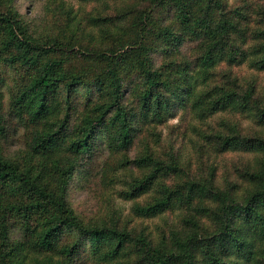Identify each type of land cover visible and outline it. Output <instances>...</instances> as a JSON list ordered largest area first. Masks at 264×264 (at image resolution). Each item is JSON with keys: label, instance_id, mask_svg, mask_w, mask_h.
Wrapping results in <instances>:
<instances>
[{"label": "trees", "instance_id": "trees-1", "mask_svg": "<svg viewBox=\"0 0 264 264\" xmlns=\"http://www.w3.org/2000/svg\"><path fill=\"white\" fill-rule=\"evenodd\" d=\"M15 1L0 264H264V0H52L43 37ZM78 174L97 220L72 202Z\"/></svg>", "mask_w": 264, "mask_h": 264}, {"label": "rangeland", "instance_id": "rangeland-1", "mask_svg": "<svg viewBox=\"0 0 264 264\" xmlns=\"http://www.w3.org/2000/svg\"><path fill=\"white\" fill-rule=\"evenodd\" d=\"M65 1L68 6H72L75 10L82 9L81 4L74 0H59ZM52 0H16L15 6L16 10L19 12L22 21L26 24L31 33H34L38 37H43L48 33L52 32V27L54 30L56 29L54 21L56 20L54 17V8L48 7L49 3ZM84 8L87 12H90L95 9L93 5H84ZM1 79V78H0ZM7 95V94H6ZM8 98H6V104H8ZM181 113L179 112L178 115ZM179 120L174 119L171 120L170 124L175 125L178 124ZM15 145L14 148L17 149V146L20 145V142H13ZM13 148V149H14ZM99 170V169H98ZM97 170V171H98ZM78 179L75 180V184L72 186V195L71 199L76 209L82 214L85 219L88 220H97L102 211L104 210L103 205L100 204L99 197H97L95 192L94 183L86 188L82 189L81 185L78 184L79 181L83 178L82 174L77 175ZM119 206L123 207L125 210V214H129L130 203H125L122 201H118ZM93 264V263H88Z\"/></svg>", "mask_w": 264, "mask_h": 264}]
</instances>
